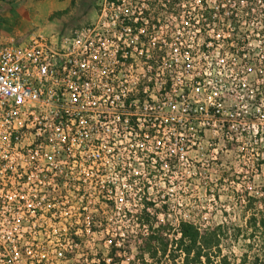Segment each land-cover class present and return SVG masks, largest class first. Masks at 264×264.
Segmentation results:
<instances>
[{"label": "built area", "instance_id": "1", "mask_svg": "<svg viewBox=\"0 0 264 264\" xmlns=\"http://www.w3.org/2000/svg\"><path fill=\"white\" fill-rule=\"evenodd\" d=\"M124 2L103 1L117 9ZM134 3L138 11L117 16L111 29L87 25L68 33L32 32L20 42L0 38V210H35L37 215L46 210L51 220L58 210H79L80 219L81 212L99 210L107 230H115L120 225L109 229L102 210L133 213L141 198L154 202L156 173L169 171L175 166L170 162L183 154V139L165 137L167 131L181 135L187 127H198L194 121L203 115L232 144L239 141L237 134L245 136L248 95L235 100L224 87L215 103L199 107L191 91L193 85L205 86L206 75L189 78L190 60L178 65L169 58L171 36L153 41L160 19L152 24L153 16L141 10L146 2ZM211 45L202 49L200 44L198 51L208 52ZM177 49L194 55L189 48ZM168 97L175 105L186 104L185 114L166 115ZM171 141L177 152L159 155ZM79 221L62 232L61 261V252L73 249L67 230L82 227ZM93 236L83 240L88 237L94 245Z\"/></svg>", "mask_w": 264, "mask_h": 264}, {"label": "rangeland", "instance_id": "2", "mask_svg": "<svg viewBox=\"0 0 264 264\" xmlns=\"http://www.w3.org/2000/svg\"><path fill=\"white\" fill-rule=\"evenodd\" d=\"M103 1L74 0L66 20L58 23V32L68 33L87 25L111 29L112 22L117 23V16L138 11L134 2L147 0H125L124 6L118 9L105 6ZM156 2L158 5L151 15L155 14L160 19V29L155 31L153 41L160 42L170 35L169 58H173L178 65L190 60L191 63L187 64L190 67L186 68L189 78L200 73L206 75L205 86L193 85L191 100L199 107L209 106L215 103L221 88L227 87L235 100L248 95L246 98L256 104V109L252 114V123L246 121L242 125L245 136L240 138L239 134L236 135L239 141L234 142V148H231V138L227 139L219 127L203 115L194 121L198 127H187L181 135L167 131L165 137L182 138L185 149L182 155L170 162L174 167L156 173L157 178L152 184L156 206L152 211L162 217L165 214L173 228H177L181 221L191 222L200 228L220 226L222 255L239 260L247 252L248 244H253L255 252L263 249V239L258 232L253 233L250 229L248 219L259 211L252 210L254 206L250 199H258L264 192V16L256 9L254 16H247L245 10L252 4L255 8H264V5L258 0H205L210 8H224L227 15L216 17L215 25L207 27L206 34L202 35L188 21L194 20L196 24L200 20L193 13L200 10L201 0H180L184 12L179 18L165 12L161 5L163 0ZM143 8L150 10L147 5L141 10ZM231 12L234 14L231 15ZM205 38L212 42V47L203 53L198 49ZM227 40L235 48L234 52L229 51ZM177 47L189 48L193 57H187ZM140 72V69L134 72L132 79L135 80V75ZM250 105L247 102L245 106L248 107H243L245 115L250 113ZM243 108L240 107L241 110ZM185 109L186 104L175 105L170 97L166 98L163 107L164 113L174 118L177 112L185 114ZM185 124L189 122L185 120ZM239 125L235 122V126ZM173 144V141L165 142L159 155L166 157L173 152ZM174 151L177 152V149ZM161 195L164 198L159 197ZM76 206L74 204V209ZM0 211V247H3L0 264H66L58 259V243L66 226L80 223L79 210H58L52 220L46 217V210H41L40 215L35 210ZM102 211L108 218L109 229L121 225L135 230L129 218H124L123 210ZM88 239L85 237L84 248H79V252L98 253L109 262L108 247L92 245ZM93 239L98 241L100 236L94 235ZM129 242L130 252L119 253V256H126L123 258L135 263V242L133 239Z\"/></svg>", "mask_w": 264, "mask_h": 264}, {"label": "trees", "instance_id": "3", "mask_svg": "<svg viewBox=\"0 0 264 264\" xmlns=\"http://www.w3.org/2000/svg\"><path fill=\"white\" fill-rule=\"evenodd\" d=\"M4 1V0H0ZM109 2L120 3L121 0H108ZM153 2L146 1V4L150 10L144 12L146 15L153 13L154 7H157V0H152ZM161 4L164 6V10L170 16L176 18L180 17L182 8L180 6V0H163ZM231 2L232 0H228ZM264 5V0H258ZM252 4L245 10V15L254 16L253 11L258 12L261 16H264V8H255ZM162 7V6H161ZM234 12H231L233 15ZM200 17L197 24L194 21L190 22L194 29L198 31L199 34L205 35L206 31L213 27L216 23V17L225 16L226 11L224 8L218 7L210 8L205 0H201V7L196 13ZM153 21L152 24L156 25V16L152 14ZM226 22L228 19H225ZM232 20H234L232 18ZM209 27V28H207ZM207 43H211L210 40L205 38L201 48L205 49ZM228 49L234 52V47L230 46L231 43L226 41ZM246 47V46H240ZM242 53V52H241ZM156 59H159V55H155ZM171 81L167 85V89L170 90ZM223 102L227 103L229 101L227 95L224 94ZM246 102L251 103L249 106V114L242 115L243 120L252 123V114L256 109V104L250 102L249 98H246ZM253 103V104H252ZM236 145L233 144L231 148ZM264 151V148H263ZM264 164V160L262 161ZM252 210H259L257 213L251 214L248 219V226L253 233L258 232L263 239V249L255 252L253 250V244L247 245V252L239 260H235L233 257L222 255V249L220 246V226L216 227H205L200 228L191 222L181 221L177 228L170 226L169 222L166 220V215L162 216L156 215L150 208H154L156 200L154 202H147L145 198L140 200V209L135 210V213H129L124 210V218H129L128 220L135 227V230L125 228L124 226H119L115 230H107L105 217L101 214L99 210L96 212L93 210H88L87 212H81L83 217L80 219L82 222V227H72L68 228L67 236L68 239L73 244V249L63 250L62 261L70 264H120L123 261H127L128 264H264V192L262 196L258 199L251 198ZM50 211V210H49ZM162 217V218H160ZM88 228L85 227V221L88 219ZM132 219V220H131ZM101 223V225H100ZM100 225L99 227L97 225ZM97 226V227H96ZM131 227V226H130ZM129 227V228H130ZM80 231V233H79ZM97 235L102 236V239L95 242V246H105L108 247L107 257L110 259L106 262L105 259L98 253L91 254L85 252V250L79 252V248H84V236L87 235ZM131 239L135 242L136 254L132 263L130 260L123 258L126 256H119V253L130 252V242ZM126 249V250H125ZM128 249V250H127ZM178 262V263H177Z\"/></svg>", "mask_w": 264, "mask_h": 264}, {"label": "crops", "instance_id": "4", "mask_svg": "<svg viewBox=\"0 0 264 264\" xmlns=\"http://www.w3.org/2000/svg\"><path fill=\"white\" fill-rule=\"evenodd\" d=\"M74 0L0 1V38L17 42L32 32L49 35L58 32Z\"/></svg>", "mask_w": 264, "mask_h": 264}]
</instances>
